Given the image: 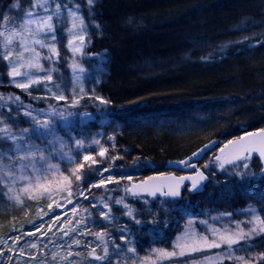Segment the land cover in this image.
Returning a JSON list of instances; mask_svg holds the SVG:
<instances>
[{
  "label": "trees",
  "instance_id": "16d2710c",
  "mask_svg": "<svg viewBox=\"0 0 264 264\" xmlns=\"http://www.w3.org/2000/svg\"><path fill=\"white\" fill-rule=\"evenodd\" d=\"M9 2L0 0V6ZM95 13L100 29L92 34L89 51L107 56L108 74L100 87L114 113V129L105 134L115 139L113 155L124 157L114 162L117 171H126L133 181L169 172L166 161L180 159L211 139L223 144L264 127V0H97ZM206 160L212 161L210 155ZM250 163L253 173L244 177L234 174V165L225 171L201 164L209 177L201 192L185 188L180 199L168 200L172 204L164 206L156 223L133 228L128 235L144 254L190 220L202 230L214 226L218 217H242L247 206L264 216V176H259L257 158ZM39 203L40 209L37 202H28L27 216L0 204V240L4 233L18 235L9 230L21 226L27 232L44 225L38 236L47 231L49 219L57 214L43 215L49 211L47 202ZM102 225L114 231L124 227L120 221L96 223ZM53 233L60 235L54 227L48 238L56 239ZM35 239L25 236L21 244ZM252 246L254 257L264 252V237L254 239ZM74 259L87 264L84 256Z\"/></svg>",
  "mask_w": 264,
  "mask_h": 264
},
{
  "label": "snow or ice",
  "instance_id": "6c2138e0",
  "mask_svg": "<svg viewBox=\"0 0 264 264\" xmlns=\"http://www.w3.org/2000/svg\"><path fill=\"white\" fill-rule=\"evenodd\" d=\"M29 6L22 8V0H10L9 3L0 6V65L6 68L9 82L17 89L32 96V89L43 88L44 95L34 97L49 102L47 109H35L30 104H24L21 97L10 93L8 96L0 95V204L5 208L12 207L28 215V202L46 201L48 212L43 215L55 213V208H63L65 205L72 207L74 220H65L57 224L60 216L55 215L53 223L48 225V231L40 233L41 225L35 231H23L21 228H12L10 233H4L0 240V264H49L47 256L50 254V264H84L83 260L74 259L84 256L87 264H161L164 260L173 258H185L184 264H255L256 261L264 262V252L250 258L244 255H234L235 246H240L242 251H248V242L253 237H264V216L256 214L255 209H249L251 219L247 221L251 227L245 229L241 226L244 222H237L235 229L223 231L209 227L206 233L198 232L190 220L188 226L181 235L177 236L171 249L154 248L149 255L139 256L134 240L128 233L131 229L127 226L117 229L121 235L117 238L104 226L100 231H94L89 223L96 224L91 209L99 210L100 221L113 223L116 219L113 215L112 204L120 205L125 209L124 216L129 217L136 225H142L143 221L134 215L133 207L126 202L125 197L131 195L139 197L146 193L149 197L177 198L182 195V188L189 193L199 191L202 182L208 180V176L196 164L190 163L192 157L209 147L192 152L187 159L176 161L180 165L194 170L192 175H158L148 176L138 183H133V176L126 171H115V161L123 160L121 155H109L110 149L101 140L77 139L66 133L65 136L56 134V117L61 120L72 116H90V113L71 111L82 106L85 100L98 102L107 106L110 100L99 96L93 89L85 90L83 79L88 71L82 63V58L87 55L86 49L91 43L89 28L99 29L100 25L94 19V8L97 0H85L87 15L81 9L80 3H66L64 0H26ZM91 22V23H89ZM66 37V43H63ZM248 38L245 37V40ZM61 47L70 53L66 57L67 67L71 70V91L60 72L59 62ZM102 60L96 68L106 73ZM3 73L0 72V75ZM99 83V81H97ZM78 89V91H77ZM63 102V105H60ZM15 105V107H12ZM24 117L21 120L19 117ZM20 123L29 126L18 128ZM109 136L108 140H113ZM213 143L210 141V144ZM114 148V146H113ZM213 161L205 163L204 169H208L211 163H215L221 170L227 171L225 165L236 166L237 161H243V169H249L247 162L253 154L259 156L264 163V127L255 131H246L244 135L230 139L219 149ZM132 163L135 165L137 161ZM107 163L106 167L101 165ZM171 163V162H170ZM123 168V166H121ZM105 173H108L105 175ZM236 176L249 175L235 168ZM264 174V167L260 169ZM255 175V174H251ZM127 181L122 186L123 181ZM185 181L190 184L186 185ZM109 185L116 187L110 188ZM93 189H103L99 195H95ZM122 192L123 195L112 193ZM91 197V200H90ZM90 200L89 207H80L79 199ZM144 203H148L147 200ZM55 206V208H54ZM79 210V211H78ZM264 211V209H262ZM228 215H231L229 213ZM153 218L151 223H156ZM33 223V221H29ZM206 224V221H200ZM65 224L68 227H65ZM167 225L165 224V227ZM57 228L60 235L56 239L48 238V232ZM35 237L21 244L24 237ZM41 236L46 242L41 243ZM91 236L93 240L83 239ZM68 237V240H64ZM64 241L57 243V241ZM241 242H244L241 245ZM52 245L53 248H49ZM214 255H203L202 259H187L195 253H205L206 250L221 249ZM83 248L86 253L76 251ZM66 249L64 254L61 250ZM27 255V259H23ZM179 264V262H178Z\"/></svg>",
  "mask_w": 264,
  "mask_h": 264
},
{
  "label": "rangeland",
  "instance_id": "374dc122",
  "mask_svg": "<svg viewBox=\"0 0 264 264\" xmlns=\"http://www.w3.org/2000/svg\"><path fill=\"white\" fill-rule=\"evenodd\" d=\"M64 2L66 3H80L81 5V9L82 11H84L85 15H87V6H86V2L85 0H64ZM29 6L28 2H26V0H22V8H27ZM94 19L96 21V13H95V8H94ZM91 23V22H89ZM100 29V28H99ZM97 29V30H99ZM96 29L94 27H90L89 28V33L91 38L93 37L92 34L94 33ZM63 43H66V37L63 41ZM89 47L90 44L88 45L87 49H86V53L87 55H85L82 58V63L83 66L88 70L85 74H84V79H83V83H84V87L85 90L88 92H91L93 89L95 90V93L99 96H102L106 99L109 100V98L105 95V93L103 92V90L101 89L100 85L102 83V81L105 79V77L108 74L107 71V63L104 64V68H106V73H102L100 70H98L96 68V65L98 63H100L102 60H107V56L105 55V53L102 52H98V53H92L91 51H89ZM70 53L67 51V49L61 47V58H60V62H59V67L61 69L60 72L56 73L57 76H60L61 74H63L64 80L67 82L68 85V89L69 92L71 91V77H72V73L71 70L68 69L67 67V61H66V57H69ZM0 72H2L3 74L0 75V95L3 96H8L10 93L12 94H16L19 95L21 97V100L24 102V104H30L32 105L33 108L35 109H47L49 102L56 104V101H47L44 99H35L34 97H38V96H42L44 95V89L41 87L39 89L33 88L32 91V96L27 95V93L22 92L20 89L15 88L10 82H9V78L7 77V71L6 68H4L2 65H0ZM97 81H99V83H97ZM78 91V89H77ZM0 103H2V101H0ZM60 105H63V102H60ZM12 107H15V105H12ZM5 111L4 109H0V112ZM71 111L74 112H80V113H90V116H72V117H67V119L65 120H61L59 117L54 118L57 128H56V134L59 136H65L66 133H71L72 136H74L77 139L83 138L86 140V142H90L92 139H99L101 140V142L110 149V153L109 155H113L114 153V148H115V139L109 141L108 137L109 136H113L112 133H107L106 132H111L114 129V119H113V110H111V106L107 105H99L98 102H93L90 100H85L83 105L78 107L77 109H71ZM19 119L23 120L25 119L24 117H19ZM29 125L27 123H20L18 125V128H25L28 127ZM97 129L95 132L94 130ZM252 130V129H251ZM250 130V131H251ZM106 131V132H105ZM114 146V148H113ZM252 159V158H250ZM250 159L247 161L250 165L249 169L244 170L243 169V161L240 162V166H238L240 168V170L242 171H246L249 174L253 173V169H252V165L250 163ZM107 163L101 165V167H106ZM210 166H212L214 169L217 168V170H220V168H218L216 166V164H210ZM115 171H117V168L114 169ZM120 171V170H118ZM260 172V168L258 169V173ZM128 182H126L124 185H126ZM110 188L112 187H116L115 185H109ZM104 190L103 189H94V193L95 195L99 196ZM112 195H117L116 193H112ZM123 195V194H120ZM91 200V197H90ZM90 200H84L82 198L79 199V205L80 207H89L90 208ZM125 200L127 203H129L134 211V215L138 218L141 219L143 221L142 225H136L134 223L133 220H131L129 217L124 216L123 212L125 211V209H123L122 206L120 205H115L114 203L112 204V207L114 209L113 211V215L115 216V220L113 222H121V226H127L130 229L136 228L138 229L139 227H144L147 225H150L149 222H151V220H153V218L157 217L160 212H162V210H164V206H167L168 204H172L170 203L168 200L164 201L163 199H156L153 201H150L148 198L145 197H133V196H126ZM147 200L148 203H144V201ZM76 206L75 202L72 205H65V207L63 208H55V213L57 215L60 216V220H74L76 218H78V216L74 217L71 216L72 214V207ZM154 208V209H153ZM155 212H153V210H155ZM249 209H255L254 207H245V209H243L242 211V217H237V218H233V217H225V218H221L218 217L216 221H213L214 227L216 229H219L221 231L225 230V229H235L236 223L237 222H244L241 224L242 227H244L245 229L251 227L252 225L248 224L247 221H249L251 219L252 213L249 211ZM93 213V219L98 223V221L100 220L99 217L94 216V214H98L99 215V210L98 209H91ZM256 210V209H255ZM79 211V210H78ZM256 214H258L257 210H256ZM70 215V216H69ZM259 215V214H258ZM50 218V216H48ZM156 219V218H155ZM55 220V217L50 218L48 224L46 225V230L48 231V225L53 223ZM59 221H56V223H58ZM222 222V223H221ZM228 222V223H227ZM101 223V222H99ZM107 223V222H105ZM89 225H92L94 227H97L96 224H92L89 223ZM104 227H107L114 236H116L117 238L119 237L117 235V233H119L116 229V231H114L111 226H105L102 225ZM188 225H186L187 227ZM65 227H68L67 224H65ZM182 228L181 230H179L178 232H174V236L172 238H169L167 240H163L157 244L154 245H149L147 247V249L145 250V253L142 254L140 252V247L137 240H134V243L136 244V247L138 249V255L141 256H145V255H149L151 253V250L154 248H164V249H171L172 244L174 243L175 239L177 236L181 235V233L184 232L185 228ZM208 227H205L204 229L201 230L200 229H196L198 232H202V233H206L208 235H211L210 232H208ZM102 230V227H97L96 231H100ZM257 237L260 236H256L253 237V239L251 241L248 242V251H242L240 249V246H235V252L234 255H244L250 258H254L253 254L255 253V250L253 249L252 246V241L254 239H256ZM244 242H241V245H243ZM224 250V247L222 246L221 249H211V250H206L205 253H195L192 254L191 256L187 257V259L191 260V259H197L200 260L202 259L203 255H214L217 252H221ZM1 259V257H0ZM23 259H27V255L23 258ZM184 260L185 258H173L171 260H164L161 262V264H184ZM47 261L50 264L51 258L47 257ZM225 264H232L231 261H226ZM256 264V262H255Z\"/></svg>",
  "mask_w": 264,
  "mask_h": 264
},
{
  "label": "water",
  "instance_id": "95a60500",
  "mask_svg": "<svg viewBox=\"0 0 264 264\" xmlns=\"http://www.w3.org/2000/svg\"><path fill=\"white\" fill-rule=\"evenodd\" d=\"M251 131H255V130H251ZM244 134H245V133L241 134L240 136H242V135H244ZM233 139H235V138H233ZM210 141L213 142V143L210 144ZM210 141L204 143L203 145H201L200 147H198V148L195 150V151H197V150H199V149H203V148H204V145H206V144L209 145V147H208L207 149H204V151L200 152V154H199L198 156H196V157H192L190 163H193V164H196V165H197V161H199V160L202 158L203 154H204L205 152H207L208 150L212 149V148L214 147V145L217 143V139H213V140H210ZM226 143H227V142H226ZM222 147H223V146H222ZM219 149H220V148H219ZM219 149L217 150L215 156L220 154V153H219ZM195 151H193V152H195ZM191 154H192V153H191ZM191 154L188 155V156H187L186 158H184V159H187L188 157H190ZM215 156H214V157H215ZM251 158H257V159H258L259 164H260V169H261L262 167H264V163H262V162L260 161V158H259L258 155L253 154V156H252ZM182 160H183V159H182ZM176 161H179V160H178V159H175V160H170V161H168V162L166 163V168H168V169H170V170H176V169H179V170H181V171H186L187 173H184V174H181V175H177V174H175L174 172H168V173H162V174H164V175H174V176H182V175H192V174H194V170H193L192 168H190V167H185V166H183V165H180V164H178V163H175ZM170 162H171V163H170ZM238 162H239V161H237L236 163H238ZM227 166H231V165H225V167H227ZM205 174H206V173H205ZM158 175H161V174H153V175H150V176H158ZM206 175H207V174H206ZM259 176H264V174H260V172H259ZM144 179H145V178H144ZM140 180H143V179H140ZM140 180H135V181H133V183H138ZM208 180H209V178H208ZM208 180L202 182V185H201L199 191H197V192H201V191L204 189V186H205V184L208 182ZM185 184H186V185H189L190 182H189V181H185ZM183 190H184V188H182V191H183ZM130 196H131V195H130ZM139 197H145V198H148L150 201H153V200H156V199H171V200H178V199H180V197H177V198L167 197V198H166V197H161V196H159V195H157L156 197H149V196L146 195V193H142Z\"/></svg>",
  "mask_w": 264,
  "mask_h": 264
},
{
  "label": "bare ground",
  "instance_id": "6f19581e",
  "mask_svg": "<svg viewBox=\"0 0 264 264\" xmlns=\"http://www.w3.org/2000/svg\"><path fill=\"white\" fill-rule=\"evenodd\" d=\"M236 138V137H235ZM233 139V138H232ZM211 140H213V139H211ZM210 141V140H209ZM208 142V141H207ZM227 142V141H226ZM226 142H224L223 144H220V142H219V140L217 139V143L214 145V147L212 148V149H210V150H208L207 152H205L204 154H203V156H202V158L199 160V161H197V166L198 167H200V165L201 164H203V163H209V161H207L206 160V155H210V157H211V160L213 161V159H214V156H215V154H216V152H217V150L219 149V148H221ZM206 143V142H205ZM203 145V144H202ZM201 146V145H200ZM199 146V147H200ZM196 150V149H195ZM194 150V151H195ZM192 153V152H191ZM190 153V154H191ZM190 154H188V155H190ZM188 155H184L183 157H181L180 159H178V160H182V159H184V158H186ZM173 160H175V159H173ZM168 161H170V160H168ZM168 161H166L165 163H164V169L165 170H167L168 168H166V163L168 162ZM206 161V162H205ZM202 170V169H201ZM178 171V173H176L177 175H181V174H184V173H187L186 171H181V170H177ZM208 176V175H207ZM209 178V177H208ZM163 200H167V199H163Z\"/></svg>",
  "mask_w": 264,
  "mask_h": 264
}]
</instances>
